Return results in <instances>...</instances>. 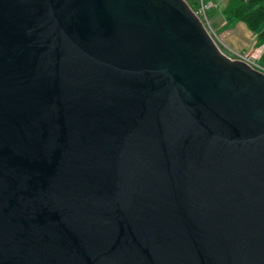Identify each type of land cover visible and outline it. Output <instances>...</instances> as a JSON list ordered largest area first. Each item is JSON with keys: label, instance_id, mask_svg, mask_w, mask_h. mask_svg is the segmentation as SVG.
I'll return each mask as SVG.
<instances>
[{"label": "water", "instance_id": "water-1", "mask_svg": "<svg viewBox=\"0 0 264 264\" xmlns=\"http://www.w3.org/2000/svg\"><path fill=\"white\" fill-rule=\"evenodd\" d=\"M0 264H264V72L186 0H0Z\"/></svg>", "mask_w": 264, "mask_h": 264}, {"label": "trees", "instance_id": "trees-1", "mask_svg": "<svg viewBox=\"0 0 264 264\" xmlns=\"http://www.w3.org/2000/svg\"><path fill=\"white\" fill-rule=\"evenodd\" d=\"M189 4L190 2L187 1ZM214 8L215 2L211 1ZM222 5V15L227 30L235 28L238 24H244L250 32L253 49L264 47V0H225ZM259 61L264 65V49Z\"/></svg>", "mask_w": 264, "mask_h": 264}, {"label": "crops", "instance_id": "crops-1", "mask_svg": "<svg viewBox=\"0 0 264 264\" xmlns=\"http://www.w3.org/2000/svg\"><path fill=\"white\" fill-rule=\"evenodd\" d=\"M210 3L212 2L210 1ZM215 8L216 7L214 6V9ZM221 11L213 16L214 21L212 23L209 21V27L211 28L212 33L217 36L220 45L225 48V53L227 55H233L234 53L240 55H249L250 53L254 52V41L247 27L244 24H238L235 28L227 30L225 27L224 18L220 13ZM258 49H264V47Z\"/></svg>", "mask_w": 264, "mask_h": 264}, {"label": "rangeland", "instance_id": "rangeland-1", "mask_svg": "<svg viewBox=\"0 0 264 264\" xmlns=\"http://www.w3.org/2000/svg\"><path fill=\"white\" fill-rule=\"evenodd\" d=\"M186 1H189L190 2V6H191V8L197 13V15H198V17L202 20V22L205 24V26H206V28L208 29V31H209V33L211 34V36L213 37V39L215 40V42L217 43V45H218V47L220 48V50L226 55V56H228L229 58H231L232 60H238V58L241 56L240 54H233V55H227L225 52H226V50H225V48L222 46V45H220V43H219V41H218V38H217V36H215L213 33H212V30H211V28L209 27V25H210V23H209V21H211V23L214 21V19H213V16L215 15V14H218V12L219 11H221V9H222V5H225L224 4V0H186ZM210 1H213V2H215L216 3V5H215V9L213 8V9H211L210 7H211V3H210ZM202 4L204 5V6H209V8L210 9H208L207 11H206V14H204V12H203V9H202ZM218 9H220V10H218ZM221 13V15H222V11L220 12ZM223 16V15H222ZM221 31V30H220ZM256 63V64H255ZM255 65L258 67V68H262V69H264V65L263 64H261L260 63V61H255ZM257 68V69H258Z\"/></svg>", "mask_w": 264, "mask_h": 264}, {"label": "built area", "instance_id": "built-area-1", "mask_svg": "<svg viewBox=\"0 0 264 264\" xmlns=\"http://www.w3.org/2000/svg\"><path fill=\"white\" fill-rule=\"evenodd\" d=\"M213 6V4L211 3V7ZM210 7V8H211ZM209 8V6H204L203 4H202V9H203V12H204V14H206V11L208 10V9H210ZM261 52H262V49H258V50H255L254 52H252V53H250L249 55H241L239 58H238V60H240V61H244L245 63H247V64H249L250 66H252L253 68H255V69H257L258 67L255 65L256 63H255V61L257 60H259V58H260V55H261ZM255 63V64H254ZM257 70H260V71H262V72H264V69H262V68H258Z\"/></svg>", "mask_w": 264, "mask_h": 264}]
</instances>
